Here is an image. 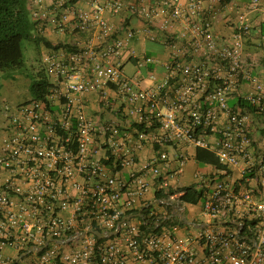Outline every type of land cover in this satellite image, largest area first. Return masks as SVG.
<instances>
[{
  "label": "built area",
  "instance_id": "obj_1",
  "mask_svg": "<svg viewBox=\"0 0 264 264\" xmlns=\"http://www.w3.org/2000/svg\"><path fill=\"white\" fill-rule=\"evenodd\" d=\"M249 7L264 10L262 0ZM29 8L39 29L73 49L47 50L46 100L7 106L0 264H264V154L252 129V110L264 119V83L245 56L248 27L222 40L206 0H29ZM131 18L163 33L170 55L161 79L143 72L155 63L147 56L126 73L139 56ZM147 145L159 155L142 162ZM189 147L215 154L226 177L239 172L245 192L196 174L204 212L234 227L179 236L184 209L171 196ZM170 148L178 167L164 172ZM155 185L158 207L146 201Z\"/></svg>",
  "mask_w": 264,
  "mask_h": 264
},
{
  "label": "crops",
  "instance_id": "obj_2",
  "mask_svg": "<svg viewBox=\"0 0 264 264\" xmlns=\"http://www.w3.org/2000/svg\"><path fill=\"white\" fill-rule=\"evenodd\" d=\"M208 4L213 5L217 10V18L215 21V30L219 37L224 40H232L235 31L241 26H247L248 32L244 33L243 41L245 48V56L248 63H255L254 74H257L259 78L264 83V10L262 8H250L251 0H206ZM264 4V0H262ZM129 24H132L137 30L136 38L133 41V45L139 55L137 58H133L129 63H137L143 59L144 56L152 57L155 59V63L148 64L147 67L143 68V72L147 74L150 70H156L160 79L165 74L164 63L168 60L170 55V49L164 44L163 33L157 30H149L139 18L129 19ZM39 31L48 39L57 44L64 36L54 32L51 27H45L44 29H39ZM49 50L50 48H47ZM156 57V58H155ZM141 59V60H140ZM132 63V64H133ZM128 64V63H127ZM134 65V64H133ZM135 67V66H134ZM136 68V67H135ZM137 70V69H136ZM22 78L21 82L18 79L11 80L5 79L1 84L0 89V143L5 135L7 125L9 123V111H7V106L11 107L13 112V107L26 101L30 98L29 84L30 80L24 76H19ZM19 78V79H20ZM14 81V82H13ZM25 84H24V83ZM250 89L249 84L242 86L241 94H237L239 98L242 96L243 92H247ZM236 98L233 103L236 102ZM93 105L98 102L94 97L92 100ZM253 118V135L255 137V149L256 155L264 154V119L255 110H252ZM198 148L189 147L188 157L189 161L186 165L184 173L174 177L173 182L175 183V190L171 199L178 201L180 196L183 194L184 190L195 187L197 184L196 174L203 173L207 175H219L221 177H226L224 172L225 168H220L216 165L210 163H200L197 159ZM169 154L171 158L170 168L163 167V171L175 170L178 167V161L173 148L169 149ZM159 154L155 148L147 145L140 153V158L142 162H149L156 158ZM239 172L226 177L235 184L241 192L246 191L244 183L240 181ZM255 185V181L250 182ZM158 185L152 188L151 193L146 197V201L158 207V199L156 197V190ZM259 200L264 199V193L258 195ZM184 212L181 216V224L179 236L185 238L188 236L196 237L205 228L215 227V226H228V223L232 221L214 219L211 218L204 212V207L202 202L198 204L183 203L181 202ZM229 227V226H228ZM192 246L199 252L202 256L205 253V248L195 239ZM6 255L17 256L16 252L10 249V252L4 251ZM18 264H26L25 260H21Z\"/></svg>",
  "mask_w": 264,
  "mask_h": 264
},
{
  "label": "trees",
  "instance_id": "obj_3",
  "mask_svg": "<svg viewBox=\"0 0 264 264\" xmlns=\"http://www.w3.org/2000/svg\"><path fill=\"white\" fill-rule=\"evenodd\" d=\"M38 24L32 17L29 0H0V76L13 80L19 75L25 76L30 80L29 99L46 100L51 87L48 73L45 68L39 72H25L23 42L25 40L35 41L39 47L44 45L50 49L61 47L73 49V47L63 43L55 44L39 31ZM247 107L251 108L249 105ZM197 159L200 163H210L225 168L219 163L215 154L203 148H198ZM203 194L204 190L191 187L183 191L180 201L198 204L202 201ZM163 197L162 192L157 193V198ZM146 212L147 209L144 213ZM228 226L234 227L235 225L228 223Z\"/></svg>",
  "mask_w": 264,
  "mask_h": 264
},
{
  "label": "rangeland",
  "instance_id": "obj_4",
  "mask_svg": "<svg viewBox=\"0 0 264 264\" xmlns=\"http://www.w3.org/2000/svg\"><path fill=\"white\" fill-rule=\"evenodd\" d=\"M23 51H24L25 63H26L25 72L34 73V72H39L41 69L46 68L45 65L46 63L45 55L47 53L46 46L41 45L39 47L35 41L25 40L23 42ZM125 67H126V73L131 76H133V74L136 73L137 71L132 63H128ZM19 76H23V75H19ZM19 76H17L14 80L18 79L19 82H21L22 78H20ZM0 79H1L0 80V89H1V84L4 82L5 79L2 76H0ZM5 251L10 252V248L7 247Z\"/></svg>",
  "mask_w": 264,
  "mask_h": 264
},
{
  "label": "water",
  "instance_id": "obj_5",
  "mask_svg": "<svg viewBox=\"0 0 264 264\" xmlns=\"http://www.w3.org/2000/svg\"><path fill=\"white\" fill-rule=\"evenodd\" d=\"M32 250H33V248H32Z\"/></svg>",
  "mask_w": 264,
  "mask_h": 264
}]
</instances>
